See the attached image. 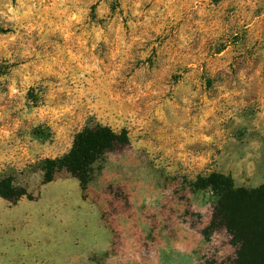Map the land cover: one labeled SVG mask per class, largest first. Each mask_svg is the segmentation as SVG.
<instances>
[{
	"label": "rangeland",
	"instance_id": "1",
	"mask_svg": "<svg viewBox=\"0 0 264 264\" xmlns=\"http://www.w3.org/2000/svg\"><path fill=\"white\" fill-rule=\"evenodd\" d=\"M95 123L128 145L42 183ZM212 171L264 182V0H0V264H228Z\"/></svg>",
	"mask_w": 264,
	"mask_h": 264
},
{
	"label": "trees",
	"instance_id": "2",
	"mask_svg": "<svg viewBox=\"0 0 264 264\" xmlns=\"http://www.w3.org/2000/svg\"><path fill=\"white\" fill-rule=\"evenodd\" d=\"M37 136H42L37 131ZM129 143L125 128L115 130L106 124L86 125L77 131L69 149L56 157L38 161L42 183L65 170L77 179L81 190L91 181L107 154ZM197 189H208L213 197L208 224L201 230L204 238L223 229L234 255L228 264H264V182L255 187L236 186L229 174L212 171L193 183ZM0 197L15 203L21 197L33 199L23 186L15 185L10 176L0 178Z\"/></svg>",
	"mask_w": 264,
	"mask_h": 264
}]
</instances>
